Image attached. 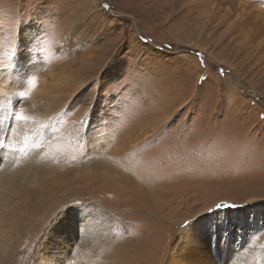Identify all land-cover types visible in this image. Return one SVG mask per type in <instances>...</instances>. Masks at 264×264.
<instances>
[{
  "label": "rangeland",
  "instance_id": "rangeland-1",
  "mask_svg": "<svg viewBox=\"0 0 264 264\" xmlns=\"http://www.w3.org/2000/svg\"><path fill=\"white\" fill-rule=\"evenodd\" d=\"M220 1L0 0V264L264 245V0Z\"/></svg>",
  "mask_w": 264,
  "mask_h": 264
},
{
  "label": "bare ground",
  "instance_id": "bare-ground-1",
  "mask_svg": "<svg viewBox=\"0 0 264 264\" xmlns=\"http://www.w3.org/2000/svg\"><path fill=\"white\" fill-rule=\"evenodd\" d=\"M226 1H227L226 3H229L233 7V4H232L234 2L233 0H226ZM224 2H225L224 0H221L218 4L222 8H225V10H226V4H224ZM252 3H253V1H252ZM242 5H243V3H242ZM245 5H246V7H245V9H246L247 4H245ZM249 5L250 4H248V6ZM254 5L255 4H253V6ZM238 7L236 6L235 8H238ZM251 7H248V8H251ZM240 9H238V12L236 9H233L236 12V14L234 12L233 13L235 14V20L237 23H239V22L243 23V20H244L241 18L243 16L242 14H244L245 12L242 13L244 10H242L243 8H240ZM257 10H259V9H257ZM230 11H231V9H230ZM219 12H221V10ZM227 13L228 12H226V14ZM252 13H254V12H252ZM252 13H251V15H253ZM239 14H240V16H238ZM256 15H258V17L264 18V11L263 12L260 11L258 14L256 13ZM259 15H261V16H259ZM230 21H231V19H230ZM257 24H259V23H257ZM251 25H253V24H251ZM235 27H236V25H235ZM261 29H262V27H261ZM256 33H257V31H256ZM252 39H254V37ZM262 43L264 45V40ZM111 164H113V163H111ZM151 186H153V185H151V184L150 185H143L142 187L146 190V188L149 189ZM215 226L216 227L218 226V228H220L222 225L216 224ZM195 228L196 227H194L193 229H195ZM194 231H195V234H192L188 240L185 238L186 241H183V242L179 241L178 243H176L173 246V249H175V251H172L173 253H171V254L168 253L165 255V258H164L165 264H264V245L244 247V245H240V244H237L235 242H232L227 237V235L222 233V232H214L213 234H211V232L209 230L201 229V232H198V234H196V232L198 230H194Z\"/></svg>",
  "mask_w": 264,
  "mask_h": 264
},
{
  "label": "snow or ice",
  "instance_id": "snow-or-ice-1",
  "mask_svg": "<svg viewBox=\"0 0 264 264\" xmlns=\"http://www.w3.org/2000/svg\"><path fill=\"white\" fill-rule=\"evenodd\" d=\"M21 95L23 96L24 94L23 93H21ZM15 119L16 120H27L28 119V117H26V116H24L22 113H20V112H15ZM217 207H220L219 205L217 206ZM187 223V222H186Z\"/></svg>",
  "mask_w": 264,
  "mask_h": 264
}]
</instances>
